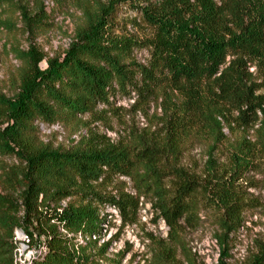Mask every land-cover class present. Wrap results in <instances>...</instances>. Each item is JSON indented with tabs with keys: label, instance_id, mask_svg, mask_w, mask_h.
Here are the masks:
<instances>
[{
	"label": "trees",
	"instance_id": "obj_1",
	"mask_svg": "<svg viewBox=\"0 0 264 264\" xmlns=\"http://www.w3.org/2000/svg\"><path fill=\"white\" fill-rule=\"evenodd\" d=\"M122 3L139 12L149 37L115 34ZM20 10L27 26H41L34 17L44 19L43 10L36 16ZM135 50L147 52L145 64L129 60ZM19 55L15 91L0 93V264H12L15 229L32 243L43 239L32 264H84L75 238L95 237L100 207H113L131 224L142 197L174 240L181 223L195 221L200 199L221 215L222 229L241 225L246 203L237 184L254 157L264 156V0L98 1L84 9L62 57L33 46ZM116 93L133 94L134 107L162 97L160 133L115 144L92 137L68 151L39 141L35 123L93 115L99 106L110 108ZM223 125L244 135L231 145L229 174L210 154L200 182L180 168L183 145L204 132L214 151L226 142ZM4 157L18 164L5 169ZM114 177L129 179L136 195L102 196L95 185ZM256 250L248 264H264V241Z\"/></svg>",
	"mask_w": 264,
	"mask_h": 264
},
{
	"label": "rangeland",
	"instance_id": "obj_2",
	"mask_svg": "<svg viewBox=\"0 0 264 264\" xmlns=\"http://www.w3.org/2000/svg\"><path fill=\"white\" fill-rule=\"evenodd\" d=\"M98 1L105 0H11L1 5L0 93L12 96L15 91L22 68L20 52H27L33 46L48 58L62 57L74 40L76 29L83 24L84 9ZM20 7L27 8L31 16L43 10L41 15L44 19L34 17V20L41 21V26H27L22 20ZM114 31L116 35L129 34L138 39L151 35L139 12L124 3L118 6ZM147 59L145 50H135L129 57V60L140 64H145ZM45 66L43 62L41 67ZM133 99V94L116 93L110 108L99 106L93 115L63 119L53 126L35 123L38 139L53 149L68 151L79 141L92 137H104L102 141L109 140L115 144L127 143L137 135L151 132L158 135L161 130L157 123L166 102L159 97L134 107ZM223 126L226 142L214 146V151L211 150L210 135L204 132L188 138L183 145L180 168L200 182H205L210 154L217 160L220 173L224 172L226 177L229 174L231 145L244 135ZM249 138L253 139L252 132L248 133ZM1 160L5 169L18 164L10 157ZM253 163L252 169L237 184L246 204L241 225L235 231L222 229L221 215L200 199L195 221L192 225L181 223L174 240L170 238L164 221L158 219L150 199L142 197L131 224H123L113 207H100L101 221L97 234L94 238L77 235L75 250L87 256L84 264H248L257 251L258 243L264 241V156L257 154ZM95 187L102 196L136 195L129 179L122 177L99 182ZM68 201L62 202L61 206L65 207ZM42 242L43 239L34 245ZM164 248H170V252L166 253Z\"/></svg>",
	"mask_w": 264,
	"mask_h": 264
},
{
	"label": "built area",
	"instance_id": "obj_3",
	"mask_svg": "<svg viewBox=\"0 0 264 264\" xmlns=\"http://www.w3.org/2000/svg\"><path fill=\"white\" fill-rule=\"evenodd\" d=\"M12 243L14 245L12 264H32V261L45 249L43 244L34 245L30 237L21 229L14 230Z\"/></svg>",
	"mask_w": 264,
	"mask_h": 264
}]
</instances>
